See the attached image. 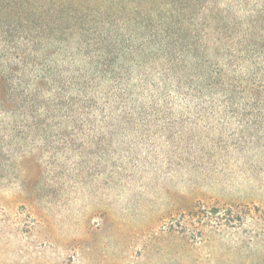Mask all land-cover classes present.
<instances>
[{
    "label": "rangeland",
    "instance_id": "1",
    "mask_svg": "<svg viewBox=\"0 0 264 264\" xmlns=\"http://www.w3.org/2000/svg\"><path fill=\"white\" fill-rule=\"evenodd\" d=\"M200 3L234 27L216 36L253 48L246 63L264 58V0ZM250 83L247 104L168 96L105 123L91 103L69 126L0 113V264H264V85Z\"/></svg>",
    "mask_w": 264,
    "mask_h": 264
},
{
    "label": "trees",
    "instance_id": "2",
    "mask_svg": "<svg viewBox=\"0 0 264 264\" xmlns=\"http://www.w3.org/2000/svg\"><path fill=\"white\" fill-rule=\"evenodd\" d=\"M218 14L200 0H0V113L43 110L69 126L87 123L88 103L101 123L168 96L247 104L250 82L264 85V58L246 63L252 47L241 53L221 40L235 31Z\"/></svg>",
    "mask_w": 264,
    "mask_h": 264
}]
</instances>
